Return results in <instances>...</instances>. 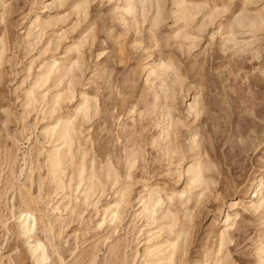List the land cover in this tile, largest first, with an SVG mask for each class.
<instances>
[{
    "label": "rangeland",
    "instance_id": "374dc122",
    "mask_svg": "<svg viewBox=\"0 0 264 264\" xmlns=\"http://www.w3.org/2000/svg\"><path fill=\"white\" fill-rule=\"evenodd\" d=\"M37 244L264 264V0H0V264Z\"/></svg>",
    "mask_w": 264,
    "mask_h": 264
},
{
    "label": "bare ground",
    "instance_id": "6f19581e",
    "mask_svg": "<svg viewBox=\"0 0 264 264\" xmlns=\"http://www.w3.org/2000/svg\"><path fill=\"white\" fill-rule=\"evenodd\" d=\"M34 225H35V223H34ZM23 229L26 233H29L32 231V227L29 225L28 215L23 220ZM31 253L33 254V256L36 257V262L38 264H43L46 261V256H45L44 252L42 251L40 244H37L35 246H31Z\"/></svg>",
    "mask_w": 264,
    "mask_h": 264
}]
</instances>
